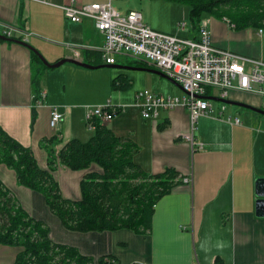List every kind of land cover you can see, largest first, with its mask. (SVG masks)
Listing matches in <instances>:
<instances>
[{
	"label": "crops",
	"instance_id": "crops-1",
	"mask_svg": "<svg viewBox=\"0 0 264 264\" xmlns=\"http://www.w3.org/2000/svg\"><path fill=\"white\" fill-rule=\"evenodd\" d=\"M63 1L0 0V35L9 27L31 32L26 44L49 63L67 56V36L71 44L84 47L79 50L81 61L94 64L98 56L100 59L102 36L89 18L64 26L58 8ZM201 20L213 45L264 60V28L236 29L211 15ZM146 24L182 37L196 35L191 26L184 30L165 28L153 18ZM18 36L12 32V39H0V128L30 148L37 165L46 168L47 154L40 141L54 137L55 149L70 138L85 141L91 131L85 127L83 107L91 103L84 104L78 90L66 91L64 87L65 75L79 73L83 67L69 62L46 67L35 53L33 58L32 50L14 41ZM123 55V65L144 69L103 74L109 79V91L104 96L125 106L104 124L114 135L129 137L135 143L137 151L132 159L144 172L155 174L174 168L181 178L154 203L149 232L140 234L125 228L67 230L49 211L43 196L17 185L14 172L3 164L0 181L31 217L47 225L53 242L74 247L90 258L88 264H264V209L257 202L259 180H264V114L251 109L264 111V96L230 91L225 98L228 102H223L215 99L220 98L217 89L206 88L211 113L193 123L192 137L202 148L191 150L183 136L190 131L188 112L183 107L160 109L155 119H144L132 105L138 90L181 96L179 85L147 70H156L147 60ZM116 76L126 81L124 89L110 86ZM39 92L44 94L41 104L32 106ZM50 106H56L62 116L55 128L48 125ZM227 117H237L240 124L229 123ZM90 171L100 172V167L91 163L86 169L70 170L57 165L52 176L62 197L78 200L79 181ZM19 251V247L0 245V264H13Z\"/></svg>",
	"mask_w": 264,
	"mask_h": 264
},
{
	"label": "trees",
	"instance_id": "trees-1",
	"mask_svg": "<svg viewBox=\"0 0 264 264\" xmlns=\"http://www.w3.org/2000/svg\"><path fill=\"white\" fill-rule=\"evenodd\" d=\"M187 5L191 29L196 31L200 18L225 17L236 29L264 28V0H169ZM12 39L8 37V40ZM19 40L18 38H15ZM33 58L35 54L32 53ZM94 64H102L99 59ZM35 87L36 78L32 79ZM120 76L111 79L113 89H124ZM34 111H31L30 128ZM161 128V127H159ZM90 136L81 141L70 138L58 149L57 139H43L46 168H40L30 148L21 145L0 128V164L11 169L17 185L40 193L49 211L70 231H104L130 229L145 234L150 230L153 205L180 182L174 168L148 174L132 157L137 146L129 138L116 136L97 119ZM91 163L100 172L85 173L79 181L80 198L62 197L52 176L57 165L81 170ZM0 245L19 247L13 264H88L71 246L53 242L48 227L31 217L12 192L0 181Z\"/></svg>",
	"mask_w": 264,
	"mask_h": 264
},
{
	"label": "built area",
	"instance_id": "built-area-1",
	"mask_svg": "<svg viewBox=\"0 0 264 264\" xmlns=\"http://www.w3.org/2000/svg\"><path fill=\"white\" fill-rule=\"evenodd\" d=\"M58 8L70 22H79L83 18L93 21L94 27L102 36L98 52L104 64L115 63L117 55L140 57L179 85L183 91L181 96L138 90L134 94L132 105L138 108L144 119H155L160 109L183 107L188 112L190 123V131L183 136L191 150L202 148V144L192 137L193 123L199 116L211 113L210 102L203 97L206 88L217 89L218 96L224 99L230 91L264 96V60L213 45L206 23L202 20L197 25L195 37H182L151 28L142 21L138 11L119 12L112 7L111 0H64ZM222 20L229 23L225 17ZM185 26L184 22L176 24L177 30H184ZM12 32H17L18 39L22 42H26L32 35L31 32L10 27L3 30L2 35L8 38ZM67 47L71 51V58L81 61L79 50L84 47ZM43 96L39 92L32 106L40 105ZM124 107L109 104L108 101L84 105L85 127L92 130L95 119L101 123L110 121ZM61 118L56 106H50L49 127L55 128ZM226 120L231 124H240L237 117H227Z\"/></svg>",
	"mask_w": 264,
	"mask_h": 264
},
{
	"label": "rangeland",
	"instance_id": "rangeland-1",
	"mask_svg": "<svg viewBox=\"0 0 264 264\" xmlns=\"http://www.w3.org/2000/svg\"><path fill=\"white\" fill-rule=\"evenodd\" d=\"M111 5L119 12H124L126 10L138 11L144 23L149 22V20L153 18L158 21L160 26L165 28L176 26L179 22H184L186 26H190V21L187 16L188 7L184 3H177L169 0H111ZM68 23L69 21L64 18V26ZM68 45L77 46L71 44L69 38L64 36V50L67 54L65 58H71L68 47H66ZM116 60L115 64L123 65L125 57L124 55H119L116 57ZM80 70L82 71L79 73H69L65 75L64 87L66 91L78 90L79 94L83 97L84 104H95L96 102L93 101L101 100L104 102L108 101L109 104L124 105L119 102H110V99L104 96V93L109 91V79L106 80L107 77L103 74L107 72L115 74L119 70L107 67H100L97 69L81 68ZM129 74L135 75L137 73L129 72ZM106 123L107 122H105V124Z\"/></svg>",
	"mask_w": 264,
	"mask_h": 264
},
{
	"label": "water",
	"instance_id": "water-1",
	"mask_svg": "<svg viewBox=\"0 0 264 264\" xmlns=\"http://www.w3.org/2000/svg\"><path fill=\"white\" fill-rule=\"evenodd\" d=\"M0 39H8V38L4 37L3 35H0ZM14 41L19 43V44H22V45L26 46L27 48H29L30 50H32L33 53H35L37 55V57L39 58L41 63L43 65H45L46 67H49V68L57 67V66H59L62 63L69 62V63H72L74 65H77V66H80V67H83V68H87V69H96V68H100V67H107V68H113V69H144V68H141V67H131L129 65H119V64H115V63H113V64H92V63H88V62L75 60L73 58H61V59H59V60H57L55 62L49 63L38 52H36L32 47L27 45L26 42H22L20 40H14ZM147 70H150L151 72H153L155 74H158V75H160V76H162L164 78H167L164 74H162L158 70H152V69H147ZM168 80H170V79H168ZM170 81L173 82L172 80H170ZM203 97L205 99H211V97H208V96H203ZM215 99L221 100L223 102H228L224 98H215ZM232 103L235 104V105H239V106L249 107V106H246V105H244L242 103H238V102H232ZM251 109H253L254 111L259 112L261 114H264L263 110L256 109V108H251ZM259 181H260V184L258 186L259 187L258 188V194L260 196V199H258L257 202H258L259 208L261 210H263L264 209V180H262V181L259 180Z\"/></svg>",
	"mask_w": 264,
	"mask_h": 264
}]
</instances>
